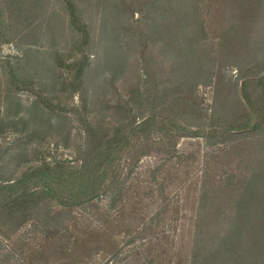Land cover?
<instances>
[{"label":"rangeland","instance_id":"1","mask_svg":"<svg viewBox=\"0 0 264 264\" xmlns=\"http://www.w3.org/2000/svg\"><path fill=\"white\" fill-rule=\"evenodd\" d=\"M66 1L0 0V180L12 182L44 161L79 167L89 137L79 115H84L81 92L86 115L105 128L119 129L124 111L118 105L131 107L129 116L140 121L149 68L162 85L177 86L180 76L170 55L175 48L188 53L191 44L212 72L196 85L200 106L212 113L222 101L220 112L230 116L239 111L240 96L254 121L263 120L264 111L241 93L240 73L260 67L264 75V0H197L196 7L186 0L177 12L193 14L190 8H197L198 44L190 43L193 29L186 24L173 35L165 22L170 18L156 17L150 0H129L127 8L124 0H75L92 35L84 49L92 64L82 91L74 93L60 90L56 75L81 54ZM118 2L125 4L118 9ZM14 76L35 81L43 93L17 85ZM238 135L212 143L156 131L133 136L103 195L71 206L45 198L23 223L0 219V264H191L202 191L212 194L210 210L232 218L236 199L264 167V129ZM250 182L253 188L261 185ZM226 227L207 226L205 233L220 239Z\"/></svg>","mask_w":264,"mask_h":264},{"label":"trees","instance_id":"2","mask_svg":"<svg viewBox=\"0 0 264 264\" xmlns=\"http://www.w3.org/2000/svg\"><path fill=\"white\" fill-rule=\"evenodd\" d=\"M148 1L142 0V3L146 4ZM187 1L150 0L149 2L150 9L156 17L170 18L165 22L175 29L173 35L181 33V28L186 24L187 29H193L192 34L189 33L190 43L196 41L198 44L197 40L202 37L200 35L202 30H199L201 26H199L197 8L195 10L190 8L193 14L190 11L186 14V9L184 14L182 11L177 12ZM124 2L122 5L125 4L126 7V5H132L133 1L124 0ZM191 3L196 7L197 0H191ZM66 4L70 23L80 34L75 40V47L81 54L66 66V70L59 69L56 75L58 83L61 84L60 90H71L74 93L82 91L85 76L92 64L89 55L84 50L92 41V35L77 2L67 0ZM120 5L121 3L118 2V9ZM196 27L198 28L195 30ZM196 50L197 47L191 44L188 53L175 48L174 53L170 55L173 69L180 76L177 86L171 83L162 85L163 83L156 80L148 67L149 79L144 83L141 89L142 95L139 98L140 103L145 105V111L140 121H137L136 115L129 116L131 107L123 109L118 105V108L124 111V117L121 120L122 126L120 125L117 130V126L105 128L106 123L99 124L94 117L86 115L88 106L81 92L84 115H79L89 135L86 150L81 153V165L77 167L61 161L55 164L44 161L41 164L29 166L12 182L0 180V219L6 218L9 223H23L28 212L45 198H52L60 204L71 206L90 202L103 195L107 191L105 184L114 163L121 158L130 145L131 138L138 134L148 133L149 135L156 131L167 137L176 135L203 137L212 143L232 140L238 137V134L247 132L251 134L264 129V117L262 121L255 122L243 99L237 95L236 89L237 104L240 109L233 115L227 116L228 113L220 112L222 101L218 104L219 110L216 104L213 106L212 113H208L200 106L195 98V88L200 82L199 78H209L211 71L202 65ZM57 60L55 59V62L58 64ZM109 61L107 60V63ZM258 68L254 71L249 67L240 73L241 93L245 95L248 103H254L258 111L262 113L264 103L260 102V94L264 95V75L261 76L262 69ZM114 70L115 73L118 71L115 68ZM106 79L108 82L111 81L110 76ZM14 82L31 92L43 93L42 90L38 92L35 89L36 83L33 80L26 82L14 76ZM137 82L141 85L139 81ZM50 105L53 106L52 103H49ZM51 108V116H56L54 106ZM72 110L79 112L77 107H73ZM253 178L259 180L261 185L259 188H253L251 187L253 183L250 181L254 179H249V184L245 186L235 201L232 218L222 215L221 209L210 210L212 206L209 200L212 194L209 190L202 191L191 264H264V167L256 171ZM30 182L41 184L42 188L33 190L28 184ZM251 211L259 214H252ZM221 225L227 226V232L220 239L207 237L209 234L205 233L207 226L214 228Z\"/></svg>","mask_w":264,"mask_h":264}]
</instances>
